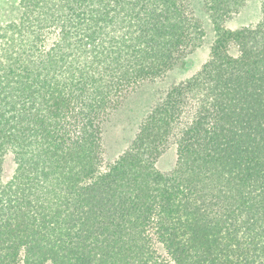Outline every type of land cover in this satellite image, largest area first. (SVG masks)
Here are the masks:
<instances>
[{
	"label": "trees",
	"instance_id": "1",
	"mask_svg": "<svg viewBox=\"0 0 264 264\" xmlns=\"http://www.w3.org/2000/svg\"><path fill=\"white\" fill-rule=\"evenodd\" d=\"M246 1H204L209 58L102 170L110 114L200 47L190 0H0V264H264V0L221 27Z\"/></svg>",
	"mask_w": 264,
	"mask_h": 264
},
{
	"label": "rangeland",
	"instance_id": "2",
	"mask_svg": "<svg viewBox=\"0 0 264 264\" xmlns=\"http://www.w3.org/2000/svg\"><path fill=\"white\" fill-rule=\"evenodd\" d=\"M205 0H190L195 18L199 21L202 31L201 45L187 59L182 68L168 72L156 81L145 82L130 93L119 109L110 114L103 125L102 134V170L113 163L132 143L139 127L152 107L161 100L168 89L179 82L185 81L206 62L210 55L212 42L216 38V31L210 15L204 6ZM261 4L259 0H247L240 12L224 22L221 27L235 30L260 23ZM237 55L235 47L229 51ZM177 161V144L173 140L166 151L156 162V168L161 172L171 171ZM15 165L11 155L5 161L3 182H8L14 172Z\"/></svg>",
	"mask_w": 264,
	"mask_h": 264
}]
</instances>
